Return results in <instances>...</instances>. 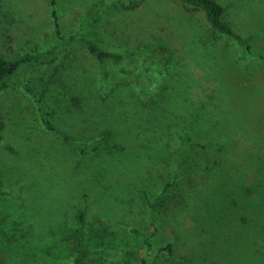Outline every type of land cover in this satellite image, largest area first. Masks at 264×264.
Returning a JSON list of instances; mask_svg holds the SVG:
<instances>
[{
	"label": "rangeland",
	"instance_id": "rangeland-1",
	"mask_svg": "<svg viewBox=\"0 0 264 264\" xmlns=\"http://www.w3.org/2000/svg\"><path fill=\"white\" fill-rule=\"evenodd\" d=\"M93 1L56 0L61 29L85 30L123 51L124 69L112 66L103 86L96 59L78 46L65 54L64 66L40 68L22 79L38 93L47 88L58 128L78 139L110 130L123 148L78 157L37 121L20 86L6 89L0 96V120L6 123L0 143V257L6 264H72L70 233L78 225L77 210L84 209L86 250L103 264H139L146 246L133 228L155 232L156 245L175 241L181 260L161 257L152 264H264V0L223 1L226 17L250 36L261 57H245L222 38L216 53L207 51V65L179 61L182 77L176 82L169 76L173 71L165 75L160 58H153L155 49L137 46L132 34L161 29L181 49L186 32L203 33L191 10L175 0H112L88 13ZM56 40L48 0H0V49L6 55ZM153 97L154 117H135ZM195 101L207 105L214 122L225 121L211 126L218 146L200 152L218 161V172L209 184L190 189L187 207L180 206L172 225L156 232L145 196H155L176 166L180 135L195 127ZM160 135L168 142H159ZM200 138L208 142V134L200 131ZM61 224L66 231L58 229Z\"/></svg>",
	"mask_w": 264,
	"mask_h": 264
},
{
	"label": "trees",
	"instance_id": "trees-1",
	"mask_svg": "<svg viewBox=\"0 0 264 264\" xmlns=\"http://www.w3.org/2000/svg\"><path fill=\"white\" fill-rule=\"evenodd\" d=\"M110 1L112 0H94L88 13L96 9L101 11L104 5H107ZM175 1H177L179 5L191 10L193 15L202 22V34L186 32V36L182 38L181 49L175 44V38L167 34L164 35L161 29L158 31L149 29L147 35L141 37L132 34V37L136 40L137 46L145 44L155 49L156 55L153 56V58H160L165 68V75L169 70L173 71L169 76L174 77V82L182 77L181 71L177 66L179 61L197 60L207 65V59L205 58L207 51L211 48L212 51L216 53L215 51L219 49L220 46L219 40L222 38L225 39L227 43L232 42L240 48L241 54L245 55V57H261L258 51L256 54L254 53L250 43V36L243 35L239 32L233 23L226 17L227 5L223 2L224 0ZM48 2L53 25V34L57 39L56 42L47 48H33L32 50L17 52L9 56L0 49V96L5 93L4 91L6 89L10 88L14 90L13 88L20 86V89L32 100L37 121L48 133L58 135L67 142L80 158L88 152L96 153L101 150H121L123 145L113 140L110 130H102L98 136L89 139H78L58 128L53 122L52 111L49 108L48 98L45 96L47 88H43L42 94L38 93L29 80L22 79L24 75L40 68L53 65H55V67L59 65L64 66L66 62L65 54L78 46L84 47L96 59L97 68L102 75L103 86H105L108 80L109 69L112 66H118L121 70L124 69L121 65L124 56L123 51L102 45L98 40L86 34L85 30L78 29L76 32L65 34L61 29V23L57 14L56 0H48ZM135 5L136 3L134 6ZM120 34L121 35H117L119 37L125 36L122 33ZM190 35L193 37L187 40V37ZM175 37L177 38L176 35ZM160 45H162L163 48ZM221 50L223 51V48H221ZM236 52L238 53L237 50ZM209 73L211 74L210 71ZM170 82L172 81L170 80ZM150 102H147L141 114L139 113L135 115V117H139L141 121L154 117L152 109L157 99L153 97ZM194 105L196 110H194L192 114V121L195 127H186L182 135H180L182 139H179L181 149L177 153L178 161L176 162V166L172 168L173 170L169 171L171 168L168 170V177H163L162 185L155 196L152 198L147 194L145 196L149 208L148 217L155 226L156 232H159L162 227L168 226L169 224L172 225L174 219H177L178 213L182 211L184 207H187L189 201L188 191L190 189L196 188L199 185L209 184L218 172V161L214 157L203 156L200 152L211 146H218L217 138L214 136L217 135L218 131L213 130L212 127L215 123L224 124L225 121L220 120V117H218L214 122L210 110L207 111L205 108L207 106L206 104L195 101ZM155 117L157 116L155 115ZM227 121L230 123L233 122L230 118H228ZM5 127L6 123L0 120V143L4 142L3 130ZM200 131L203 134H208V142L200 138ZM195 132L196 134H194ZM228 140L230 139H226L224 143L221 141L220 145L223 146ZM158 141L164 144L168 142L162 135L159 136ZM246 158L248 159V157ZM25 170H27V167H25ZM2 178L4 177L2 173H0V186L3 181ZM0 192L3 194L5 193L4 189H1ZM180 206L183 208H180ZM262 206L263 205H260L259 207L262 208ZM76 219L78 225L72 228L70 233V236L74 239V249L76 251L72 264H103V260L99 256L89 258L88 250H86L83 231V226L85 225L84 209L77 210ZM58 229L66 231L67 227L61 224L58 226ZM132 230L142 237L146 246L145 253L140 258L139 264H152L153 260L161 257L168 258L172 261L177 259L181 260V257L176 253L174 240L164 239L162 243L156 245L153 238L155 232L145 233L141 232L138 228H133ZM94 233L95 234L92 235L100 236L104 234V231L103 233ZM115 255H117L118 261H122L119 252L115 253ZM0 264H6L5 260L1 257Z\"/></svg>",
	"mask_w": 264,
	"mask_h": 264
}]
</instances>
